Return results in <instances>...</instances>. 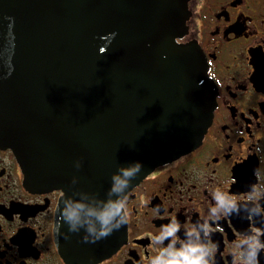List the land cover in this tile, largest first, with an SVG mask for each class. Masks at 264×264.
I'll use <instances>...</instances> for the list:
<instances>
[{
  "label": "water",
  "instance_id": "water-1",
  "mask_svg": "<svg viewBox=\"0 0 264 264\" xmlns=\"http://www.w3.org/2000/svg\"><path fill=\"white\" fill-rule=\"evenodd\" d=\"M190 13L188 0H0V145L33 188L67 189L55 230L71 263L103 258L123 230L92 243L64 223V239V201H106L117 169L139 161L131 188L211 123L204 53L177 41Z\"/></svg>",
  "mask_w": 264,
  "mask_h": 264
},
{
  "label": "flooded vegetation",
  "instance_id": "flooded-vegetation-1",
  "mask_svg": "<svg viewBox=\"0 0 264 264\" xmlns=\"http://www.w3.org/2000/svg\"><path fill=\"white\" fill-rule=\"evenodd\" d=\"M188 7L179 41L198 42L208 63L216 87L211 123L198 146L126 190L119 246L88 264H149L170 243L171 237L162 244L155 237L173 218L180 242L207 222L209 236L201 230L200 237L215 245L211 264H238L235 242L253 228L264 230V217L249 216L243 207L240 216H210L217 188L264 212V0H188ZM25 177L14 151L0 145V264H75L63 256L55 234L67 189H36Z\"/></svg>",
  "mask_w": 264,
  "mask_h": 264
},
{
  "label": "clouds",
  "instance_id": "clouds-1",
  "mask_svg": "<svg viewBox=\"0 0 264 264\" xmlns=\"http://www.w3.org/2000/svg\"><path fill=\"white\" fill-rule=\"evenodd\" d=\"M142 167L143 165L139 161L126 167H119L112 176V187L107 193L108 199L106 201L97 200L96 204L89 205L73 202L71 198L66 199L64 201L65 207L58 219V235H63L64 239L69 238L67 234L60 232L64 223L68 225L69 232H79L83 228L87 233L83 237L84 241L92 243L107 237L113 230H118L126 223L127 219L126 190L130 187L131 180L139 175ZM75 182L74 179L73 184ZM251 190L253 194L259 191L255 186ZM261 194L264 192L259 193V195ZM73 195L79 196L80 192L73 193ZM212 195L215 206L211 208L210 216L216 220L221 219L224 215L235 214L240 216L242 207L248 211L249 216L264 217V212H261L258 206L249 208L247 204L238 202L235 195H230L226 191L222 192L219 188ZM179 230L180 224L174 218L170 224L162 226L160 234L155 237V242L162 244L165 239L169 237L172 239L166 247L161 248L158 254L150 259L149 264H211L215 245L210 246L200 237L201 230L204 232L205 238L209 236L211 230L207 222L199 225V230L193 229L186 232V239L183 242H180L176 235ZM193 236H195L194 240ZM261 236H264V230L253 228L235 242L234 255L238 257V264H259L260 253L264 250V242H261ZM177 243L181 245L179 248L176 247Z\"/></svg>",
  "mask_w": 264,
  "mask_h": 264
}]
</instances>
